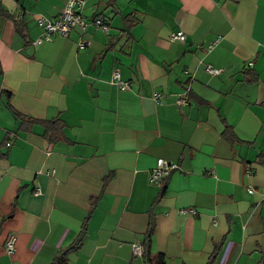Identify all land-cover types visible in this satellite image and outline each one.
I'll list each match as a JSON object with an SVG mask.
<instances>
[{
	"label": "crops",
	"instance_id": "crops-1",
	"mask_svg": "<svg viewBox=\"0 0 264 264\" xmlns=\"http://www.w3.org/2000/svg\"><path fill=\"white\" fill-rule=\"evenodd\" d=\"M65 1L0 0L25 23L21 35L0 15V264H51L60 251L63 264H146L135 242L165 264H206L217 246L213 264H256L264 0H84L85 19L102 13L107 31L87 25L84 47L77 26L33 43L35 16ZM177 29L184 40L170 39ZM113 69L129 88L110 83ZM20 115L55 118L65 136L49 140ZM158 157L178 167L149 180Z\"/></svg>",
	"mask_w": 264,
	"mask_h": 264
},
{
	"label": "built area",
	"instance_id": "built-area-1",
	"mask_svg": "<svg viewBox=\"0 0 264 264\" xmlns=\"http://www.w3.org/2000/svg\"><path fill=\"white\" fill-rule=\"evenodd\" d=\"M84 0H66L62 10L58 13V15L54 18H47L44 15L37 14L35 16L37 24L41 27V31L39 35L32 41L33 43L37 44L42 41L50 40L51 37L54 35H66L71 28L77 26L79 29V34L81 39L79 38L78 45L79 47H84L87 44V41L83 40L82 34L87 25H94L95 27H100L104 31H107L109 26L106 22L102 13L95 14L90 19H85L84 15L80 11V7L83 4ZM172 38L174 40H184L185 35L184 32L180 29L171 32ZM214 39V41H216ZM212 41V42H214ZM211 46V44L209 45ZM251 64V61L249 62ZM206 70L209 73H217L220 69L216 67H212L211 65H206ZM111 84H114L120 89L129 88V83L123 79H121L119 70L113 69L111 71L110 79ZM159 94L154 92L153 99L158 101ZM179 104L184 103L187 101V96L185 92H179L176 98ZM6 144H9L6 142ZM178 167L177 161L169 160L164 157H158L155 160L154 166L149 170V180H159L165 177L171 170L176 169ZM247 191L251 192V187H247ZM39 189H36L34 193H38ZM179 212L185 213L189 211L194 213L193 209H178ZM7 253H11L14 247V237H10L7 239L5 243ZM143 251V248L137 242L133 243L132 252L135 255H140ZM225 264V263H221Z\"/></svg>",
	"mask_w": 264,
	"mask_h": 264
},
{
	"label": "trees",
	"instance_id": "trees-1",
	"mask_svg": "<svg viewBox=\"0 0 264 264\" xmlns=\"http://www.w3.org/2000/svg\"><path fill=\"white\" fill-rule=\"evenodd\" d=\"M66 2V1H65ZM65 4V3H64ZM0 15L8 16L13 20V25L16 30V32H19L21 35H24L25 30V23L23 20L18 19L17 17H14L13 15L9 14L4 8L0 5ZM50 19V18H49ZM134 15L132 13L129 14L128 22L126 29H128L134 22H135ZM19 114V113H16ZM22 119H25V124L33 125V124H40L43 126V134L49 139V140H56L58 138H63L65 136L63 126L64 123L61 121H57V119H45V118H34V117H24L20 115ZM222 133L226 138L234 140L235 139V133L231 129V126L228 124H225ZM235 140H238L236 138ZM9 143V142H8ZM262 162V161H260ZM163 191V190H162ZM150 218V217H149ZM151 219V218H150ZM153 230V222H151L147 229L146 238L147 241L149 239V233H151ZM81 241L80 238H78L70 247L75 248L77 244ZM218 250V246L216 247L215 251L212 253L210 259L207 261L206 264H213L215 259V252ZM143 257H145L146 264H165L164 257L161 253L156 252L155 254L150 255L149 249L147 246H143L142 251ZM64 253L62 251L59 252V254L55 257L53 262L51 264H63L64 262ZM256 264H264V254L261 256L260 260Z\"/></svg>",
	"mask_w": 264,
	"mask_h": 264
},
{
	"label": "rangeland",
	"instance_id": "rangeland-1",
	"mask_svg": "<svg viewBox=\"0 0 264 264\" xmlns=\"http://www.w3.org/2000/svg\"><path fill=\"white\" fill-rule=\"evenodd\" d=\"M48 18V17H47ZM169 37H170V39H172L173 40V38H172V35H171V32H170V34H169ZM6 243V242H5Z\"/></svg>",
	"mask_w": 264,
	"mask_h": 264
}]
</instances>
